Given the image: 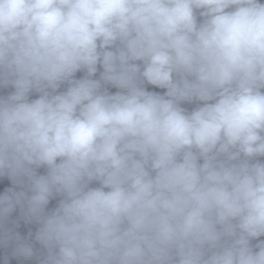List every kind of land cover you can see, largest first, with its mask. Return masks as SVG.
Wrapping results in <instances>:
<instances>
[{
	"label": "clouds",
	"instance_id": "9594fccd",
	"mask_svg": "<svg viewBox=\"0 0 264 264\" xmlns=\"http://www.w3.org/2000/svg\"><path fill=\"white\" fill-rule=\"evenodd\" d=\"M9 86L0 264H264L261 0H0Z\"/></svg>",
	"mask_w": 264,
	"mask_h": 264
}]
</instances>
